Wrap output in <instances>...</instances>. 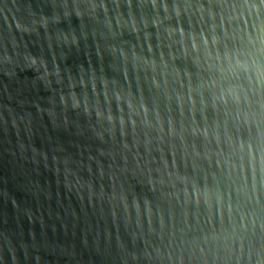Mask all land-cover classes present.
<instances>
[{
	"label": "water",
	"instance_id": "water-1",
	"mask_svg": "<svg viewBox=\"0 0 264 264\" xmlns=\"http://www.w3.org/2000/svg\"><path fill=\"white\" fill-rule=\"evenodd\" d=\"M0 264H264V0H0Z\"/></svg>",
	"mask_w": 264,
	"mask_h": 264
}]
</instances>
